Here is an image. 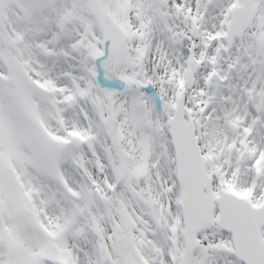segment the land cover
Instances as JSON below:
<instances>
[{
    "label": "snow or ice",
    "instance_id": "6c2138e0",
    "mask_svg": "<svg viewBox=\"0 0 264 264\" xmlns=\"http://www.w3.org/2000/svg\"><path fill=\"white\" fill-rule=\"evenodd\" d=\"M0 264H264V0H0Z\"/></svg>",
    "mask_w": 264,
    "mask_h": 264
}]
</instances>
